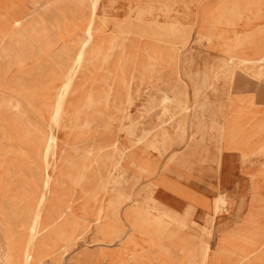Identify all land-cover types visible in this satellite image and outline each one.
Here are the masks:
<instances>
[{
  "label": "rangeland",
  "instance_id": "obj_1",
  "mask_svg": "<svg viewBox=\"0 0 264 264\" xmlns=\"http://www.w3.org/2000/svg\"><path fill=\"white\" fill-rule=\"evenodd\" d=\"M93 4L94 0H0V172L3 161L13 159V193L22 200L39 190L42 177H32L29 165L36 162L37 139L47 131L87 27L93 23L94 29L84 62L63 99L57 130L58 167L51 171L46 228L39 233L45 248L38 264H199L197 243L203 246L206 264H264V107L255 104L253 97L231 94L240 85L239 89L264 88V66L241 70L238 75L243 83L237 77L232 82L227 75L228 82L218 86L221 100L216 113L230 121L234 132L227 141L218 128L210 129L225 140L215 144L216 156L210 163L218 169L223 150L239 152L241 179L243 184L248 182L249 198H240L235 213L227 208L215 226L212 216H205L202 224L164 216L153 196L157 182L150 178L132 188L119 183L120 176L133 169L138 175L151 166L157 171L152 156H123L125 151L121 154V149L114 148L113 170L98 180L94 176L96 156L90 149L99 141L121 143V134L132 138L138 127L141 136L145 129L155 128L168 137L174 124L179 131L180 121L199 112V106L196 102L189 105L188 99L183 103L173 99L164 108L163 91L177 95L183 82L193 89V82L203 79V71H210L209 76L225 73L239 58L260 57L264 52V0H103L95 13ZM105 84L111 97L108 102L98 101ZM97 97L98 102L91 104ZM136 97L144 98L145 105L139 120H132L128 111ZM156 109L160 123L145 128ZM155 143L152 150L149 142H135L144 152L158 153L159 159L164 152ZM75 160L78 163L73 166ZM128 192L130 200L118 211L119 201ZM97 215L102 218L99 222ZM222 215L230 219L220 220ZM232 216L233 225L221 226ZM156 218L164 224L159 226ZM67 219L79 222L74 233ZM115 226L121 227V240L110 242ZM16 230L14 241L22 247L27 234L24 229ZM68 234L73 241L66 247L58 243ZM0 255L2 264V250Z\"/></svg>",
  "mask_w": 264,
  "mask_h": 264
},
{
  "label": "bare ground",
  "instance_id": "obj_2",
  "mask_svg": "<svg viewBox=\"0 0 264 264\" xmlns=\"http://www.w3.org/2000/svg\"><path fill=\"white\" fill-rule=\"evenodd\" d=\"M102 2H103V0H94V4H93L94 13L100 9ZM216 10H218V9H216ZM232 11L233 10H231L230 12H232ZM94 13H93V15H94L93 17H96V15ZM177 19H179V18H177ZM93 34H94V29H93V23H92L89 27H87V29H86L87 37L82 42L80 51L78 52V54L76 55V58L71 63V65L68 69V72H67L68 77L65 79L66 81H65V83H64V85L60 91V94H59L60 96L58 98V101H57V103H56V105H55V107L51 113L50 124H49V126H47V131L45 133L41 134L37 139L38 147H37V151L35 152V155L37 156L36 162H34L32 164L29 163V165L33 171V174L31 173L33 175L32 177H35L37 175L38 176L40 175V177H42L41 178L42 182L40 183L41 185L39 187V190L36 192V194L33 195V197H27V198H25V200H22L18 197L17 194L13 193V187H14L13 186V159L7 158L2 163V171L0 172V250L3 251L2 264H38V262L40 261V257H41L40 255L44 251L45 247L43 245H45V243H43V241L40 239L39 233L42 232L46 228L44 226L45 225L44 220H46V219H44L45 218V212H46L45 205L48 202V199L52 193V191H51L52 186L51 185H52L53 180H52L51 171L55 169V166H57L55 164V158H57L58 154H59V137H58L57 130H58V127L60 125V120H61L62 113H63V99L65 97V93H66L67 89L69 88V86L72 82L73 76L78 72L79 68L82 66V64L84 62L85 52L91 43V40L93 38ZM210 37H212V36L210 35ZM194 57H195V55H194ZM236 62H237V64L235 65L234 68L226 70L225 73L216 72L215 75H210L211 78L209 76V74L211 73L210 71H205V72L203 71L202 72V75L204 74L203 79L197 83L193 82V84H192L193 86L191 85L193 87V95L196 99L197 108L199 106V110H200V111L198 110L199 112H195L193 115L195 116L197 114H205V113L212 115L213 118H215V120L213 121L212 124H210V129L213 130L215 128H218L220 130V132L222 133V137L227 139V141L232 140L234 131L231 129L230 121L228 119H224V118L222 120V117H220L217 114L218 112L216 113L215 107H216V105H218V103H220V100H221L220 97L216 100H213V101H208L206 99L202 102H199L198 98H200V93L204 90H208L212 94H215V95L220 94L221 89L220 88L218 89V86L220 84L222 85V83H224V81H226V80H227L226 82H228V79H231V81L234 82L233 79L235 77L239 76L238 74L240 73V71L244 70L245 68H247L249 66H251V67H263L264 66V52H262L260 57H257V58H248V57L239 58ZM204 67H206V66H204ZM199 73H200V71H199ZM227 75L229 76V78L225 79V77ZM126 82H128V81H126ZM183 83H181L179 85L177 95H173L171 93L172 91H170L169 89H165L163 91L164 96H163L162 104H163L164 108H165V104L168 102H172L173 99L177 100L179 103H183L184 100L187 99V94H186L187 87ZM227 84H229V83H227ZM107 86H108V84H107ZM107 86L105 84L103 90L101 89L100 96H98L99 99L97 97L95 100H91V104L97 103L98 101H101L103 99H104V102H108V100L111 97V90ZM169 88H170V86H169ZM208 97H209V95H208ZM97 99H98V101H97ZM226 99H228V97H226ZM159 105H160V103H159ZM227 105H228V103H227ZM171 106L172 105H170V107ZM15 109H17V108H15ZM187 109L188 108H186V110ZM193 109H195V108H193ZM183 110L185 111V109H183ZM183 110H181V111L183 112ZM161 112H162V110H161ZM227 112L228 111H226V113ZM217 115H218V117H217ZM121 120H123V119H121ZM174 120L175 119L173 117V121ZM45 123H46V120H44V124ZM180 123L181 124H180L179 131L181 134H183L184 128H185V122H184V120H182V121H180ZM160 127H162V126H160ZM141 137H142L141 142L142 141L143 142H149L150 143L149 148H151L152 150H153V148H156L155 142L160 143V145H161L160 150L163 151L164 153L170 147H172L174 145L181 144L180 142H169L167 135L166 134H160L159 132L157 133L155 128L145 129L143 136H141ZM182 139H184V138L183 137L178 138V140H182ZM114 148H115L114 145H100V144H95V143L90 145L91 151H93L94 156H96V158L94 157L95 163H96V166L94 168L95 169L94 170V176L96 179L104 180L105 178H107L106 176L109 175L110 172H112L110 153H111V150H113ZM236 148L240 149V147H238V146ZM81 149H82V147H81ZM83 149H85V148H83ZM65 152H67V151H65ZM69 153H71V152L69 151ZM67 155H68V152H67ZM173 156H175V155H173ZM60 162H61V164L66 163L65 160H61ZM77 163L78 162L75 160L73 163V166H76ZM129 200H130V198L123 197L119 201V204L117 206V210L119 211L121 209L122 205ZM228 205H229L228 201L223 196L217 198L212 203V215H211L212 216V220H211L212 226L216 225V221L218 220V218L221 216V214L223 212L227 213ZM66 209H67V214H68L69 207H67ZM163 215L166 217H170V214H168V213L163 212ZM143 217H145V214L143 215ZM60 218H61V216L58 217V219L56 221H54L53 223H57V221ZM101 219L102 218L97 215V221L99 222ZM156 219H157V224L159 226H162L164 224V220H162L160 218H156ZM46 223H47V221H46ZM67 224L69 225L71 233L72 232L74 233L75 231H77L79 229V222L77 220L71 221V219H67ZM182 224L185 225V223H182ZM18 228H19V230L24 229V231L27 234L26 244L22 247L21 246L17 247V243H15V241H14V236L16 235L17 232H19L16 230ZM213 230H215V229H213ZM115 232L116 233H115L114 237H110L111 238L110 242H113L116 239H120L121 227L115 226ZM73 240H74V237L73 236L69 237V234H68V236L64 235L60 240H58V243H64L65 244L64 246L66 247L67 244ZM195 245L199 246L201 249V252H200L201 260H200L199 264H206L207 257H206L205 251H202V249H203L202 244L197 243ZM209 249L210 248L208 247V250ZM205 250L207 251L206 248H205ZM0 256H2V255H0Z\"/></svg>",
  "mask_w": 264,
  "mask_h": 264
},
{
  "label": "crops",
  "instance_id": "obj_3",
  "mask_svg": "<svg viewBox=\"0 0 264 264\" xmlns=\"http://www.w3.org/2000/svg\"><path fill=\"white\" fill-rule=\"evenodd\" d=\"M237 78L241 79V83L244 82L243 77L237 76ZM240 86L234 88L231 94L253 97L255 98V104L264 107V88L258 87L256 89L254 86H250L245 89H239ZM186 94L189 105H193L196 102L193 96V89L188 87ZM156 96V94L153 96L154 99L159 100L160 96ZM219 97V94L215 95L208 90H204L200 93L198 101L202 102L206 99L213 101ZM222 99L227 101L226 97ZM144 103V98L136 97L135 103L131 106L130 111H128L132 120H139V116L145 105ZM159 112L160 110L156 109L150 115L145 121V128H150L160 123L158 119L160 118ZM214 120L215 118L208 113L197 114L195 116L190 114L186 117V126L183 134L180 131H176L177 128L174 124L172 128H169L168 141L180 142L181 144L169 148L159 159H156L157 156H160L158 153L154 151L144 152V148L141 145L135 144V142L141 144L140 127L136 129L132 138L121 134V143L109 140L94 143L114 145L115 149H121V154L125 151L123 156H152L157 163V171L156 168L151 166L138 175L135 171L136 169H133L125 175L120 176L121 180L119 183L122 182L123 185L127 184L132 188L141 179L150 178L152 182H157L158 186L154 190L153 196L158 201L161 210L182 221L192 220L197 224H202L205 223V216L212 215V203L219 195H221L220 197L223 195L227 196L229 202L228 209H232L233 213H235L234 210H236L241 197H244L247 201L249 198L248 182L246 181L247 184H243L241 179L243 167L240 163L241 154L239 152L223 150L220 154L218 169H216L214 164L210 163V158L216 156L215 144L225 141L219 138V134L210 130V124ZM181 137L184 139L178 140ZM111 153L110 156L116 154L113 150H111ZM111 168L113 170V167ZM213 168L217 170V176ZM145 182L142 181L141 184ZM139 193H136L135 196ZM130 196L131 193L128 192L124 197L130 198ZM234 217L232 216V220L230 221L226 220L221 226L233 225L235 222ZM224 218L230 219L222 215L220 220Z\"/></svg>",
  "mask_w": 264,
  "mask_h": 264
}]
</instances>
